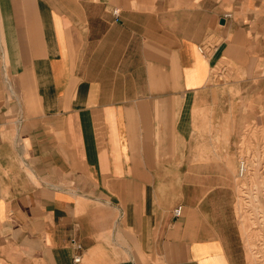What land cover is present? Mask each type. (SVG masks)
I'll return each instance as SVG.
<instances>
[{
    "label": "crops",
    "instance_id": "1",
    "mask_svg": "<svg viewBox=\"0 0 264 264\" xmlns=\"http://www.w3.org/2000/svg\"><path fill=\"white\" fill-rule=\"evenodd\" d=\"M223 57L264 109V0H0V259L249 264Z\"/></svg>",
    "mask_w": 264,
    "mask_h": 264
},
{
    "label": "rangeland",
    "instance_id": "2",
    "mask_svg": "<svg viewBox=\"0 0 264 264\" xmlns=\"http://www.w3.org/2000/svg\"><path fill=\"white\" fill-rule=\"evenodd\" d=\"M217 59L213 60L209 84L218 88L215 97L225 102V114L240 113L236 123L240 126L237 159L239 164V158L244 157L250 167L244 178L238 177V166L230 165L229 170H225L233 175L235 219L249 264H264V109L261 106L258 111L251 101L242 102L241 92L231 85L239 78L234 74L236 67L226 57ZM232 123L224 122L225 144L229 143ZM0 264L6 263L0 259Z\"/></svg>",
    "mask_w": 264,
    "mask_h": 264
},
{
    "label": "built area",
    "instance_id": "3",
    "mask_svg": "<svg viewBox=\"0 0 264 264\" xmlns=\"http://www.w3.org/2000/svg\"><path fill=\"white\" fill-rule=\"evenodd\" d=\"M114 16L116 18V20L118 21L119 20V14H120V10L119 9H116L114 10ZM233 17V15L231 13H226L224 16H223V19L225 21L231 19ZM207 51V50H206ZM248 163H247V160L244 158V157H241L239 158V168H238V177L239 178H244V176H246L247 174V167H248ZM182 214V207H178L176 210H175V216L177 218H179ZM72 245L75 246L77 249H81V245L77 243L76 240H72ZM74 261L76 263H80L81 261V257L80 256H76Z\"/></svg>",
    "mask_w": 264,
    "mask_h": 264
},
{
    "label": "bare ground",
    "instance_id": "4",
    "mask_svg": "<svg viewBox=\"0 0 264 264\" xmlns=\"http://www.w3.org/2000/svg\"><path fill=\"white\" fill-rule=\"evenodd\" d=\"M226 22V21H225ZM202 63V62H201ZM221 78V77H220ZM238 168H239V164H238ZM250 167H247V174L249 173ZM245 177V176H244ZM262 182V181H261ZM246 222V221H245ZM248 229V228H247ZM252 237V236H251ZM250 245V244H249ZM253 249V248H252ZM254 254V253H253Z\"/></svg>",
    "mask_w": 264,
    "mask_h": 264
},
{
    "label": "water",
    "instance_id": "5",
    "mask_svg": "<svg viewBox=\"0 0 264 264\" xmlns=\"http://www.w3.org/2000/svg\"><path fill=\"white\" fill-rule=\"evenodd\" d=\"M221 24H225V20H222V21H221Z\"/></svg>",
    "mask_w": 264,
    "mask_h": 264
}]
</instances>
